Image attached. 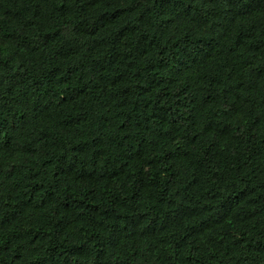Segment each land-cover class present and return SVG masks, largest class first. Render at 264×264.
I'll list each match as a JSON object with an SVG mask.
<instances>
[{
  "label": "trees",
  "instance_id": "1",
  "mask_svg": "<svg viewBox=\"0 0 264 264\" xmlns=\"http://www.w3.org/2000/svg\"><path fill=\"white\" fill-rule=\"evenodd\" d=\"M0 264H264V0H0Z\"/></svg>",
  "mask_w": 264,
  "mask_h": 264
}]
</instances>
